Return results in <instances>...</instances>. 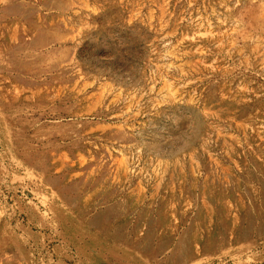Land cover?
Returning a JSON list of instances; mask_svg holds the SVG:
<instances>
[{"label":"rangeland","instance_id":"obj_1","mask_svg":"<svg viewBox=\"0 0 264 264\" xmlns=\"http://www.w3.org/2000/svg\"><path fill=\"white\" fill-rule=\"evenodd\" d=\"M0 264H264V0H0Z\"/></svg>","mask_w":264,"mask_h":264}]
</instances>
